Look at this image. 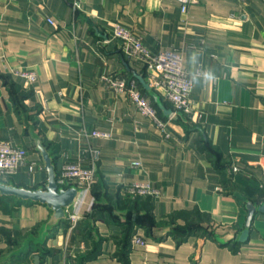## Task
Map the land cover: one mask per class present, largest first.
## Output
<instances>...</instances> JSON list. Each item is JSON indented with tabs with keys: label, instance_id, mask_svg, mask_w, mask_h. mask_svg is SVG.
<instances>
[{
	"label": "crops",
	"instance_id": "crops-1",
	"mask_svg": "<svg viewBox=\"0 0 264 264\" xmlns=\"http://www.w3.org/2000/svg\"><path fill=\"white\" fill-rule=\"evenodd\" d=\"M116 24L154 52H182L187 71L214 75L194 80L192 121L160 110L169 136L102 78H135L153 101ZM0 75V140L28 150L0 180L47 183L37 137L58 173L68 161L97 172L79 223L67 218L44 237L47 205L0 195V264H35L37 254L41 264H264V0H195L185 11L178 0H0ZM131 182L161 194L147 206L117 202ZM248 202L257 210L244 239L218 241L243 233Z\"/></svg>",
	"mask_w": 264,
	"mask_h": 264
},
{
	"label": "built area",
	"instance_id": "built-area-1",
	"mask_svg": "<svg viewBox=\"0 0 264 264\" xmlns=\"http://www.w3.org/2000/svg\"><path fill=\"white\" fill-rule=\"evenodd\" d=\"M181 3L183 11L188 5L195 0H178ZM75 2V7H78ZM50 23H54L52 17H48ZM114 37L119 41V48L129 59L142 62L148 71V81L155 88L161 91L165 98L172 104L173 113L170 117L182 114L187 120L192 121L194 105L191 101V92L196 76L209 73L207 69L199 67L194 72L187 71L183 66V53L175 49H164L152 51L136 36L131 30L116 24ZM13 74L22 76L28 81L33 82L37 75L33 70L16 68ZM102 78L119 93L126 94L134 106L145 116L150 118L166 136L167 121L161 116L159 108L140 88L135 78L127 77L121 73L103 75ZM0 75V87H1ZM94 135H107L105 132L93 131ZM99 150H95L98 155ZM28 150L16 146L9 140H0V177L16 172L26 162ZM134 164L139 165L138 162ZM35 163L31 165V168ZM237 170V167H234ZM58 183L64 186L76 184L82 189L80 202L68 210V220L73 227L81 218L82 204L84 198L93 187L97 180V172L94 167H85L79 162H66L58 173ZM125 195H150L158 196L161 194L160 189L146 182H131L122 187ZM93 201L90 203L92 207ZM135 244H144L145 239L135 234L132 238Z\"/></svg>",
	"mask_w": 264,
	"mask_h": 264
},
{
	"label": "water",
	"instance_id": "water-1",
	"mask_svg": "<svg viewBox=\"0 0 264 264\" xmlns=\"http://www.w3.org/2000/svg\"><path fill=\"white\" fill-rule=\"evenodd\" d=\"M135 76L163 114L170 117L173 110L166 107L160 93L145 79L143 74H136ZM36 141L44 160L45 169L48 171L47 183L44 186L37 188H28L0 180V195L14 197L24 202L28 201L30 203L47 205L52 213L43 225L42 234L44 237L47 232L54 230L63 220L68 218V210L74 208L81 200L82 189L76 184L64 186L58 183V172L56 171L52 152L43 144L40 137H37ZM247 207L249 213L246 222V229L243 233L241 235L237 233L216 234L215 237L218 241L227 243L234 238L240 240L244 239L249 231L248 228L250 227L253 216L257 210V207L252 202H248ZM258 209L264 210V203L260 205ZM35 264H41L40 256L38 254L35 255Z\"/></svg>",
	"mask_w": 264,
	"mask_h": 264
},
{
	"label": "trees",
	"instance_id": "trees-1",
	"mask_svg": "<svg viewBox=\"0 0 264 264\" xmlns=\"http://www.w3.org/2000/svg\"><path fill=\"white\" fill-rule=\"evenodd\" d=\"M156 105V104H155ZM157 106V105H156ZM158 107V106H157ZM160 110V109H159ZM121 195L117 196V202L119 203H127L129 205H132L131 207H140V204H145V206H147V199L145 198H149L150 195H136V196H130V195H125L122 191L120 192ZM97 199L100 200V195L98 193H96ZM98 202V201H97ZM99 206L104 204L103 201H99ZM94 206V205H93ZM94 208L98 209V207L94 206ZM93 208V209H94ZM136 221L140 222V220L137 218Z\"/></svg>",
	"mask_w": 264,
	"mask_h": 264
},
{
	"label": "clouds",
	"instance_id": "clouds-1",
	"mask_svg": "<svg viewBox=\"0 0 264 264\" xmlns=\"http://www.w3.org/2000/svg\"><path fill=\"white\" fill-rule=\"evenodd\" d=\"M205 79H214V75L212 73H205Z\"/></svg>",
	"mask_w": 264,
	"mask_h": 264
},
{
	"label": "rangeland",
	"instance_id": "rangeland-1",
	"mask_svg": "<svg viewBox=\"0 0 264 264\" xmlns=\"http://www.w3.org/2000/svg\"><path fill=\"white\" fill-rule=\"evenodd\" d=\"M81 220V218L78 220V222L77 223H79V221Z\"/></svg>",
	"mask_w": 264,
	"mask_h": 264
}]
</instances>
